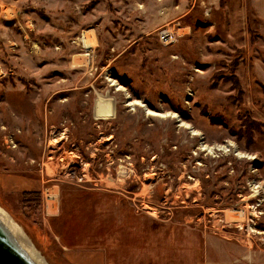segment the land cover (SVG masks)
Masks as SVG:
<instances>
[{"label": "rangeland", "instance_id": "rangeland-1", "mask_svg": "<svg viewBox=\"0 0 264 264\" xmlns=\"http://www.w3.org/2000/svg\"><path fill=\"white\" fill-rule=\"evenodd\" d=\"M124 2L0 0V208L49 264H191L205 230L264 261V18L199 4L134 43Z\"/></svg>", "mask_w": 264, "mask_h": 264}, {"label": "crops", "instance_id": "crops-1", "mask_svg": "<svg viewBox=\"0 0 264 264\" xmlns=\"http://www.w3.org/2000/svg\"><path fill=\"white\" fill-rule=\"evenodd\" d=\"M122 1V0H121ZM124 1V0H123ZM126 19L132 21L129 17H135L134 21H142L145 26L138 25L130 26L132 31L130 34H133L134 31L136 34H139L138 38L131 39L132 42L136 43L140 40L141 36L148 35L151 33L156 26L159 25H168L170 26L171 22H174V27L180 24L186 18H188L195 9L200 7L199 4H202L200 8L201 11L209 10L210 8L215 9L218 4H221L227 0H125ZM243 0H238L242 2ZM250 5H252L253 12L257 13L258 17L264 18V0H249ZM123 9V8H121ZM122 12V10H120ZM131 14H130V13ZM135 14L133 16L132 14ZM144 19V21H143ZM178 22V23H177ZM170 24V25H169ZM172 26V25H171ZM179 31L187 30L190 27H180L178 26ZM177 28V29H178ZM129 31V29H127ZM120 231V230H118ZM131 236H135V231H129ZM140 236L144 238L145 236ZM202 240L201 244L194 245L193 250L198 252L200 258L198 260H192L191 264H263V255L261 250H256L255 247L252 249V245L245 244L240 238H235L233 236L217 234L211 236L205 230L202 232V237L199 239ZM143 245L146 241H142ZM198 243V242H197ZM101 249L103 244L100 245ZM145 248V247H144ZM143 248V249H144ZM135 250V247H133ZM106 252V251H105ZM261 252V253H259ZM110 253V252H109ZM127 256H124L120 250L106 253V256L111 259V261L116 262L115 264H121V257H127L128 261L126 264H161V262L151 261L150 258L145 257V255L138 254L137 256L133 255V252H126ZM125 253V255H126Z\"/></svg>", "mask_w": 264, "mask_h": 264}, {"label": "water", "instance_id": "water-1", "mask_svg": "<svg viewBox=\"0 0 264 264\" xmlns=\"http://www.w3.org/2000/svg\"><path fill=\"white\" fill-rule=\"evenodd\" d=\"M32 250L6 215L0 213V264H45Z\"/></svg>", "mask_w": 264, "mask_h": 264}, {"label": "bare ground", "instance_id": "bare-ground-1", "mask_svg": "<svg viewBox=\"0 0 264 264\" xmlns=\"http://www.w3.org/2000/svg\"><path fill=\"white\" fill-rule=\"evenodd\" d=\"M86 33L84 32V35H82V42L84 43V48L86 49V51H90L91 50V48H93V44L92 43H94V42H92V41H94V40H90V39H88V36H86L85 35ZM83 56H88V54H85V55H83ZM79 63V62H78ZM139 103V102H138ZM135 104V103H134ZM143 106V105H142ZM149 113H155V112H152V111H148ZM204 147H206V146H203V148ZM206 148H208V150L210 151V152H213V150L215 149H218V148H213V147H206ZM221 149H222V147H220ZM4 212V210H2L1 208H0V213L2 214ZM238 213H240V214H242L243 213V211H239ZM8 221L11 223V225L17 230V225H16V223L15 222H13L10 218H8ZM33 252H34V254L39 258V259H41L45 264H49L44 258H42V256H40V255H38L34 250H32Z\"/></svg>", "mask_w": 264, "mask_h": 264}, {"label": "built area", "instance_id": "built-area-1", "mask_svg": "<svg viewBox=\"0 0 264 264\" xmlns=\"http://www.w3.org/2000/svg\"><path fill=\"white\" fill-rule=\"evenodd\" d=\"M179 36H180L179 29H176V27L174 26L164 27L158 32V37L160 41L166 45L174 42L175 39Z\"/></svg>", "mask_w": 264, "mask_h": 264}]
</instances>
